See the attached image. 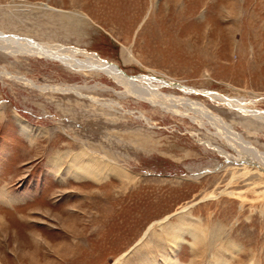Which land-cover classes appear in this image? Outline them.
<instances>
[{"label": "rangeland", "instance_id": "rangeland-1", "mask_svg": "<svg viewBox=\"0 0 264 264\" xmlns=\"http://www.w3.org/2000/svg\"><path fill=\"white\" fill-rule=\"evenodd\" d=\"M0 33L147 79L0 42V264H264V0H0Z\"/></svg>", "mask_w": 264, "mask_h": 264}, {"label": "bare ground", "instance_id": "bare-ground-1", "mask_svg": "<svg viewBox=\"0 0 264 264\" xmlns=\"http://www.w3.org/2000/svg\"><path fill=\"white\" fill-rule=\"evenodd\" d=\"M1 41H6V42H12L14 43L19 50L22 52L26 53H31L32 55L36 54H41L50 58L54 59H59L62 62L68 63L71 66L78 67L80 69H92V70H98L101 71L107 75H109L112 79L115 81L125 84L126 86H136V81L139 79H142L143 81H146L147 79L145 78H131L127 75H125L120 69L111 63H108L106 60L101 58L97 54H87L86 60H70L68 57H66L64 54L58 55L56 51H51V48H48V46L42 44H35L31 43V41H20L17 38H13L10 36H6L2 33H0V42ZM1 49H4L6 47H3L0 45ZM7 49V48H6ZM86 55V54H85ZM30 82V81H29ZM140 87V86H139ZM38 88V87H37ZM139 98H141L144 101H147L153 106H159L161 108H165L168 110L173 111V113H179L177 109V105L182 103L185 106H188L189 109L186 110V112L181 113L182 115H188L190 110H199L202 111L205 115L212 117L213 119L220 120L218 116L212 113V111L205 106L202 103L191 101L189 99H182V98H175V97H170L162 94L160 91H158L155 87L153 88H148V87H141L140 93H136ZM135 94V95H136ZM230 104V103H229ZM181 105V106H182ZM183 105V106H184ZM234 105V103H233ZM180 107V106H178ZM185 109V108H184ZM180 114V115H181ZM204 117V116H203ZM209 118V117H208ZM210 119V118H209ZM212 121V119H211ZM214 122V121H213ZM231 131V130H230Z\"/></svg>", "mask_w": 264, "mask_h": 264}]
</instances>
